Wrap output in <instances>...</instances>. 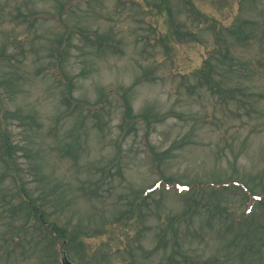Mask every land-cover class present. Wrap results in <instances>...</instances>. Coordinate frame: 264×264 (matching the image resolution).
<instances>
[{
    "label": "rangeland",
    "instance_id": "rangeland-1",
    "mask_svg": "<svg viewBox=\"0 0 264 264\" xmlns=\"http://www.w3.org/2000/svg\"><path fill=\"white\" fill-rule=\"evenodd\" d=\"M63 254L264 264V0H0V264Z\"/></svg>",
    "mask_w": 264,
    "mask_h": 264
},
{
    "label": "trees",
    "instance_id": "trees-1",
    "mask_svg": "<svg viewBox=\"0 0 264 264\" xmlns=\"http://www.w3.org/2000/svg\"><path fill=\"white\" fill-rule=\"evenodd\" d=\"M239 35H242L241 31H238V37H239L238 40L239 41H244L245 40L244 35L241 38H240ZM246 38H248V37H246ZM208 64H209V62H208ZM208 67H209V65H207L205 69H202V72L200 74L201 77H202L201 81H202V83L207 84L209 87H212L213 89H218L220 91L222 86L220 85L219 81L214 78L213 72H211V68H208ZM64 99L66 100L65 102H67V104H68V108L67 109H69L70 111L73 109L74 106L78 105L80 107H83L85 104H87V102H81L79 99H76V98L72 97L71 94H65L64 95ZM125 104L127 106V112H129L130 108H129L127 103H125ZM80 110H83V109L80 108ZM4 119H5L4 116H2V120H4ZM1 139L3 140L2 157L4 158L6 163L12 164L13 161L11 159L12 155H11V150H10L11 143L9 141V137H8V134H7V127L3 128V131H2V134H1ZM76 140L77 139L74 137L73 139L68 141L66 143L65 150L68 151V152L76 151L78 149V147H79V144H78V142ZM24 194L25 193H23V195ZM26 207L30 208V210L34 213L35 218L37 220H39V222H41V224H44L46 222V218H45L43 209H41V207H39V205H34L33 204V207H32V201H30V199L29 200L27 199L26 200ZM186 211H188V208L185 210V212ZM179 216L180 215H177L173 219H175V218H177Z\"/></svg>",
    "mask_w": 264,
    "mask_h": 264
},
{
    "label": "water",
    "instance_id": "water-1",
    "mask_svg": "<svg viewBox=\"0 0 264 264\" xmlns=\"http://www.w3.org/2000/svg\"><path fill=\"white\" fill-rule=\"evenodd\" d=\"M62 262L63 264H73L70 260L66 258V256L63 257Z\"/></svg>",
    "mask_w": 264,
    "mask_h": 264
}]
</instances>
